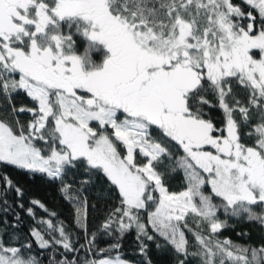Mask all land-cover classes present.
<instances>
[{
	"label": "snow or ice",
	"instance_id": "1",
	"mask_svg": "<svg viewBox=\"0 0 264 264\" xmlns=\"http://www.w3.org/2000/svg\"><path fill=\"white\" fill-rule=\"evenodd\" d=\"M0 264H264V0H0Z\"/></svg>",
	"mask_w": 264,
	"mask_h": 264
},
{
	"label": "trees",
	"instance_id": "2",
	"mask_svg": "<svg viewBox=\"0 0 264 264\" xmlns=\"http://www.w3.org/2000/svg\"><path fill=\"white\" fill-rule=\"evenodd\" d=\"M30 187L33 190V194L41 198L48 204L49 207L55 206L57 211L64 212L67 215V205L63 204L62 201L59 200L58 195L55 191L54 185H47L45 184L39 177L36 178L34 182H30ZM252 227L251 225L241 224L236 227V231H241L246 228ZM231 234L234 239L235 232L228 233L226 232L225 235ZM255 235V233H254ZM125 251L131 255V238L125 241L124 243Z\"/></svg>",
	"mask_w": 264,
	"mask_h": 264
}]
</instances>
